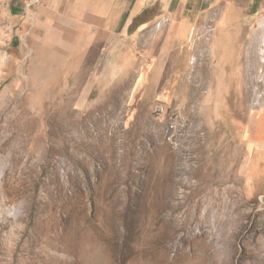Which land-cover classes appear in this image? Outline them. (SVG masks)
<instances>
[{"label":"rangeland","instance_id":"1","mask_svg":"<svg viewBox=\"0 0 264 264\" xmlns=\"http://www.w3.org/2000/svg\"><path fill=\"white\" fill-rule=\"evenodd\" d=\"M263 25L264 0H0V264H264Z\"/></svg>","mask_w":264,"mask_h":264},{"label":"bare ground","instance_id":"2","mask_svg":"<svg viewBox=\"0 0 264 264\" xmlns=\"http://www.w3.org/2000/svg\"><path fill=\"white\" fill-rule=\"evenodd\" d=\"M186 14H188V13H186ZM189 16H190V13L188 14ZM191 15H193V13H191ZM182 16V15H181ZM185 17L187 16V15H184ZM184 16H183V19L182 20H180V21H182V24L181 25H183L185 28H187V27H189V25L186 23V19H187V17L186 18H184ZM193 17V16H192ZM182 18V17H181ZM180 19V18H179ZM192 19V18H191ZM193 20V19H192ZM220 21H221V19H220ZM179 22V21H178ZM190 23H193V21L191 22L190 21ZM192 25V24H191ZM182 26V27H183ZM264 26V25H263ZM181 27V26H180ZM188 29V28H187ZM186 29V30H187ZM184 30V32L186 33V31H185V29H183ZM263 31H264V27H263ZM263 42H264V37H263ZM262 52H264V49H262ZM192 60H195V58H193ZM263 61H264V57H263ZM213 106H214V111L215 112H217L218 110H219V108H220V101H219V98H218V95L214 98L213 97Z\"/></svg>","mask_w":264,"mask_h":264},{"label":"crops","instance_id":"3","mask_svg":"<svg viewBox=\"0 0 264 264\" xmlns=\"http://www.w3.org/2000/svg\"><path fill=\"white\" fill-rule=\"evenodd\" d=\"M114 4H115V3H114ZM114 4H113V5H114Z\"/></svg>","mask_w":264,"mask_h":264}]
</instances>
